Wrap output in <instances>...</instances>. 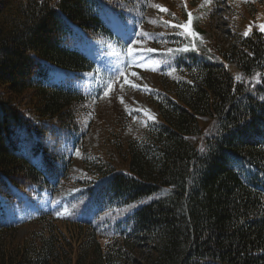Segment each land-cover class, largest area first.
Segmentation results:
<instances>
[{"label": "trees", "instance_id": "16d2710c", "mask_svg": "<svg viewBox=\"0 0 264 264\" xmlns=\"http://www.w3.org/2000/svg\"><path fill=\"white\" fill-rule=\"evenodd\" d=\"M154 4L0 0V204L24 207L35 189L64 204L19 222L0 207V264H264V33L243 35L264 0H232L223 42L144 28L157 115L138 137L113 125L83 145V49L111 37L105 13L145 25ZM164 4L178 24L190 8L196 31L210 16L198 0Z\"/></svg>", "mask_w": 264, "mask_h": 264}, {"label": "rangeland", "instance_id": "374dc122", "mask_svg": "<svg viewBox=\"0 0 264 264\" xmlns=\"http://www.w3.org/2000/svg\"><path fill=\"white\" fill-rule=\"evenodd\" d=\"M159 2H163V4L158 7L156 13H149V9L146 10L145 25L143 19H136L133 16L136 12L128 11L125 15L127 18L129 16L128 19L105 13L106 18L110 19L111 25L116 31L115 39L88 40L85 48L96 59V66L93 70L82 73V81L74 83L85 95V100L81 104L84 108L81 121L83 126L86 127L84 146L96 147L101 136L113 125L118 127V132L123 133L124 138L138 137L144 129V120L150 119V116H156V112L147 103V90H145V88L149 89V86L153 85L155 81L153 69L159 65L154 58L148 55L150 51H145V49L153 48L149 42L142 38L139 39L137 35H133L132 39L126 42L121 39V35L132 29L131 27L135 28L136 33H141L144 28L145 31L156 29L158 33H162L166 28L170 31H177L172 25L178 24L173 20L178 12L174 10L170 11L169 15L165 14L160 8H167L164 4L166 0H159ZM198 3L200 6L196 7V12L201 19L204 17L206 10L210 12V16L201 22L200 28L202 31L195 32L197 34L195 36L201 41L209 42L215 38L216 34H219L221 42H223V33L226 28L229 31L232 30L231 7H228L225 2L222 3L221 0H198ZM220 4L221 6L225 4L226 7L219 9ZM155 6L156 4L151 7ZM226 22H231L230 27ZM261 24H264L263 7H259L254 18L247 21L246 30H249L250 25L259 30ZM78 31L81 33V30ZM230 35H232L231 31ZM133 40L136 41L135 44H133ZM130 44L136 49L135 53L131 55L128 52V45ZM57 69H53L56 79L63 78L64 71ZM108 84L112 85L111 89L108 88ZM133 84L140 87L134 88L132 87ZM105 91H108L107 96L104 95ZM136 109H142V111H136L139 113L138 117L132 113ZM77 165L79 164L77 163ZM29 195L32 197L30 200L34 199V202L40 207L44 208L46 206L47 201L45 199L35 198L32 194ZM28 204L25 202V207L21 208L11 203L12 207H8L7 212H14L19 215V212L23 213L25 210L27 219L34 212L33 207L26 208ZM21 228L22 234L27 226ZM137 261L135 264L142 262L141 257L137 258Z\"/></svg>", "mask_w": 264, "mask_h": 264}, {"label": "snow or ice", "instance_id": "6c2138e0", "mask_svg": "<svg viewBox=\"0 0 264 264\" xmlns=\"http://www.w3.org/2000/svg\"><path fill=\"white\" fill-rule=\"evenodd\" d=\"M156 7H160V6L157 5ZM160 10H161V11H164V12L167 11L166 8H160ZM188 17H189V19H188V22H187V23H185V24H174V25H172V27H174V28H184V29L187 30V29L189 28L191 22H192L193 14H192L191 12H188ZM165 23H168V22H165ZM250 28H251V25L249 26V31H250ZM249 31H245V32L243 33V35H245V36L249 35ZM259 31L264 32V24L259 25ZM188 34H189V35H197V34L192 33V32H189ZM133 35H137V36H145V35H147V34H146V33H143V32H141V33H136V32L134 31V29H129L127 32H125L124 34L121 35V39L124 40V41L126 42L127 40L132 39V36H133ZM135 43H136V41L133 40V44H135ZM195 47H196L195 44H193V48H195ZM185 50H187V49H185ZM135 51H136V49H134V48L132 47L131 44L128 45V52H129L130 55L133 54V53H135ZM145 51H153V49H145ZM168 51H169V52H172L173 50H172V49H168ZM236 79L239 80L240 77H237ZM111 87H112V85H111V84H108V88L111 89ZM132 87H134V88H139L140 86H139V85H135V84H133ZM145 90H148V89L145 88ZM104 95L107 96V95H108V91H105V92H104ZM121 102H123V101H121ZM135 111H142V109H136ZM146 115H147V114H146ZM149 118H150V119H154V117H151V116H150ZM77 154H78V153H77Z\"/></svg>", "mask_w": 264, "mask_h": 264}, {"label": "bare ground", "instance_id": "6f19581e", "mask_svg": "<svg viewBox=\"0 0 264 264\" xmlns=\"http://www.w3.org/2000/svg\"><path fill=\"white\" fill-rule=\"evenodd\" d=\"M32 189H34V188L32 187ZM34 192H35V191H33V193L31 192V193H32V195H34ZM34 196H35V195H34ZM31 201H32V200H31ZM18 206H19V205H18ZM19 207H20V206H19ZM24 207H25V206H24ZM24 207H23V208H24ZM21 208H22V207H21Z\"/></svg>", "mask_w": 264, "mask_h": 264}]
</instances>
